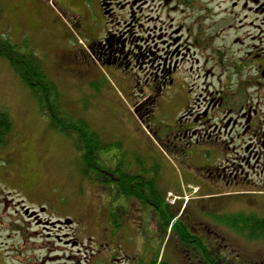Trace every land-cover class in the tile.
<instances>
[{
  "label": "rangeland",
  "instance_id": "rangeland-1",
  "mask_svg": "<svg viewBox=\"0 0 264 264\" xmlns=\"http://www.w3.org/2000/svg\"><path fill=\"white\" fill-rule=\"evenodd\" d=\"M192 1L186 7L175 0L168 6L145 0L143 20L137 15L128 23L135 33L130 64L114 70L92 57L91 44L107 28L98 0H1L0 43L15 45L19 55H34L57 87L59 107L51 95L44 111L49 105L62 118L67 113L85 119L107 151L100 156L101 169H87L83 150L51 126V113L42 112L41 91L33 92L0 57V109L14 124L11 142L0 149V264L51 263L44 245L33 246L49 231L29 229L22 206L45 210L47 220L70 219L79 240L89 239L100 226L119 228L130 237L136 232L144 238L145 263L160 256L172 263L173 234L151 220V206L122 209L119 171L148 180L173 217L186 203L182 223L208 212L210 222L212 214L224 220L239 213L264 217V176L244 150L264 133V76L253 68L264 67V54L255 57L263 53V18L253 20L261 27L257 30L237 22L229 0ZM181 24L191 28L196 47L204 49L171 56L162 74L164 67H157L160 50L168 51L166 34ZM232 106L245 116L240 139L233 142L223 134ZM106 176L113 185L105 187ZM128 188L132 196L140 191ZM219 232L233 243L231 260L240 254L242 264H264L262 241L249 243L225 224ZM80 249L78 254L88 259L93 253L91 241Z\"/></svg>",
  "mask_w": 264,
  "mask_h": 264
},
{
  "label": "flooded vegetation",
  "instance_id": "flooded-vegetation-1",
  "mask_svg": "<svg viewBox=\"0 0 264 264\" xmlns=\"http://www.w3.org/2000/svg\"><path fill=\"white\" fill-rule=\"evenodd\" d=\"M138 1L142 2L143 0H98L100 11L107 21V28L105 33L91 44V52L92 57L103 68L114 70L128 68L131 55L129 42L134 36V32L129 31V29H133V27L128 26V23L132 20H136L137 15H140L139 20H143L142 16L145 12L143 7L148 5L144 0L136 12L135 7H137L139 3ZM173 1L174 0H160V2L166 6L170 5ZM175 1L186 7L191 6L193 2L192 0ZM229 2L232 8L230 12L233 14L237 22H246L249 27L259 30V28H261L260 25H255L253 20L262 17V24L264 25V0H229ZM127 14L130 16V20L127 19ZM115 21L117 22V27L113 29L112 22ZM199 27L203 33L202 26L200 25ZM167 33L166 36H169L167 46L168 51L165 49L160 50L163 54L159 53L158 57L159 64L157 70H159V67H161L160 70L164 67L162 74H167L165 65L171 56H185L184 52L189 53L191 48L194 52H197L196 50L204 49L196 47L197 43L193 41L191 28L184 24L174 28L170 27V31ZM260 33L263 32L261 31ZM161 37L162 35L159 36L160 39ZM171 48L173 51H170ZM263 54L264 47L263 53L255 57L262 58ZM182 61H184V59H182ZM176 65H178V61L176 62ZM253 68L257 71H262V76H264V67L261 64H256ZM168 72L171 71L169 70ZM174 82V79L171 80L169 85L174 84ZM197 101H199V99ZM234 108L235 106H232V108L228 107L226 113L227 125L223 129V134L230 136L229 140L232 142L240 139L238 128H240L239 124L241 123V120L245 117L244 115H238ZM206 113H204L203 116H206ZM248 120L250 121V118ZM249 129L245 130L244 133L246 134ZM254 136L257 137V134L254 133ZM216 141L218 142V139H216ZM249 147L252 148L247 150ZM244 150L248 152L249 161H254L255 167H260V173L264 176V133L259 137L258 143H250V145ZM136 177H138V179H136L131 185L140 189L146 179L140 175ZM144 192H146L144 189H140L137 196L140 197V193ZM118 193L122 195L121 197L125 198L124 203L121 206L122 209L127 212L136 209L138 203L143 204L138 197H135L136 195L130 196L128 193ZM146 194L150 195V191H147ZM157 195L156 197L158 198ZM150 206L153 212H150L151 220L157 226L162 228L159 210L152 205ZM20 209L24 216L29 220V229H31L30 227H34L36 229L41 228L46 232L49 231L44 239H41L43 236L41 235V238L35 239L33 243V246L34 244H40V248L44 245L46 248L45 251L47 252L45 260L51 262L49 264H158L159 260L160 264H200V261H205V264H209L211 257L214 260L217 259L218 264H225V258L230 259L231 256L228 249L233 243H231L230 239H226L220 234L219 231L222 230L223 225L215 221V215L218 214L211 215L212 222H210L209 219V212L204 213L200 220L198 216L194 214V216L187 219V222L185 223L180 222L184 213L180 216L179 214L176 215L174 220L177 217L179 218V222L175 223L177 225L175 229L176 231L173 233V252L170 256L174 263H170L160 257L145 263L144 252L140 253L141 247L145 246L144 238L135 235L136 232L130 237L129 234L125 235L121 232L119 228H117V232H115V228L112 226H100L91 232V237L89 239L79 240L80 231L76 228V223L71 222L70 224H67L59 219L56 221L47 220L43 218V215L47 212L41 208H38L39 211L29 209V213L24 206ZM107 215V220L109 221L113 215L111 208L108 209ZM198 221L201 222L199 223ZM175 224L171 226V231ZM70 229L72 232H68ZM179 230H186L189 237L183 238L178 234ZM50 232H54V234H51ZM84 241H91L93 253L89 259L86 258V256L83 257L78 254L81 252L80 247L83 245ZM235 243L237 242L235 241ZM48 246L50 247L48 248ZM68 248L71 250H68ZM234 257L238 262L241 261L240 254L234 255Z\"/></svg>",
  "mask_w": 264,
  "mask_h": 264
},
{
  "label": "trees",
  "instance_id": "trees-1",
  "mask_svg": "<svg viewBox=\"0 0 264 264\" xmlns=\"http://www.w3.org/2000/svg\"><path fill=\"white\" fill-rule=\"evenodd\" d=\"M16 49L17 47L9 42L7 44L0 43V57L5 58L10 63L11 67L19 75L22 82L33 90V92L37 91L38 93V91H41L40 94L38 93L39 95L37 99L39 98L42 112L46 115L51 113L48 115L50 117L51 126L63 135L72 138L75 145L83 150V162L86 168L101 169L102 167L99 166V159L101 154L107 151V148L101 143L97 132L83 118L74 119L67 115V113H64L63 115L66 118H62V114L60 112H54L49 105H47L49 111H44L46 108V106L43 107L45 103L44 101L49 102L51 95L54 96L56 106L59 107L57 87L51 80H49L45 71L41 67L39 60L36 59L34 55H19L16 52ZM13 129L14 124L11 116L6 111L0 109V149L6 148L11 142ZM118 173L121 177L120 182H118V185H120L119 192L122 194L130 192L132 189H129L128 186L133 184L138 177L120 171ZM103 183L105 187L113 185V181L108 177L105 178ZM123 185L125 186L123 187ZM140 189H144L146 192L150 191V195H145L146 192H144L140 193V197L137 196L138 194L136 196L144 205L149 204L159 210L162 228L168 229L174 220L173 213L169 211V208L171 209V207H168L169 205L164 202L162 196L157 195L155 188H153L151 184L149 185L148 181L144 180ZM137 193H139V191ZM129 194L130 193H128V195ZM215 220L223 225H228V228H232L235 233H240L239 236L241 235L244 237L249 243H258V241L264 243V217L255 213H239L235 217H226L225 220L222 217H216ZM176 225L177 224L172 227L173 230L171 231V234L175 233ZM178 234L183 238L189 237L186 230H179ZM239 262L235 257L232 260L225 258V264H239ZM199 263L205 264L206 262L200 261ZM209 264H218V261L211 257ZM240 264L242 263L240 262Z\"/></svg>",
  "mask_w": 264,
  "mask_h": 264
},
{
  "label": "water",
  "instance_id": "water-1",
  "mask_svg": "<svg viewBox=\"0 0 264 264\" xmlns=\"http://www.w3.org/2000/svg\"><path fill=\"white\" fill-rule=\"evenodd\" d=\"M68 224L70 223V222H67Z\"/></svg>",
  "mask_w": 264,
  "mask_h": 264
}]
</instances>
